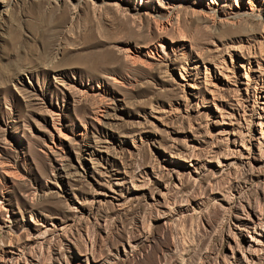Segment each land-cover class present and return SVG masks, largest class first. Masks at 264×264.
Masks as SVG:
<instances>
[{
    "label": "rangeland",
    "instance_id": "1",
    "mask_svg": "<svg viewBox=\"0 0 264 264\" xmlns=\"http://www.w3.org/2000/svg\"><path fill=\"white\" fill-rule=\"evenodd\" d=\"M262 98L264 0H0V264H264Z\"/></svg>",
    "mask_w": 264,
    "mask_h": 264
},
{
    "label": "bare ground",
    "instance_id": "2",
    "mask_svg": "<svg viewBox=\"0 0 264 264\" xmlns=\"http://www.w3.org/2000/svg\"><path fill=\"white\" fill-rule=\"evenodd\" d=\"M254 80H255V79H254ZM256 80H257V79H256ZM257 83H258V82H257ZM258 84H259V83H258ZM256 86H257V85H256ZM259 103H260L261 106H258L257 108H258V109H261V110L263 111V110H264V98H262L261 100H259ZM254 109H255V108H254ZM257 112H258V111H257ZM255 114H256V113H255ZM259 114H260V113H259ZM257 116H258V115H257ZM259 116H260V115H259ZM263 117H264V116H263ZM257 125H258V124H257ZM260 127H261V126H260ZM262 129H263V128H262ZM259 133H260V132H259ZM231 134H232V133H231ZM262 135H263V133H262ZM262 135H261V136H262ZM261 136H260V137H261ZM253 137H254V136H253ZM256 137H257V136H256ZM256 137H255V138H256ZM262 137H263V136H262ZM242 138H243V137H242ZM236 140H237V139H236ZM259 140H260V139H259ZM259 140H258V142H259ZM229 141H230V140H229ZM231 142L233 143L234 146H237V144H236L235 141H231ZM240 147H241V146H240ZM242 147H244V146L242 145ZM240 149H241V148H240ZM241 152H242V151H241ZM254 226H255V224H254Z\"/></svg>",
    "mask_w": 264,
    "mask_h": 264
}]
</instances>
